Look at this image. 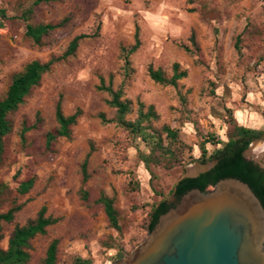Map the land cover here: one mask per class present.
<instances>
[{
	"label": "rangeland",
	"instance_id": "obj_1",
	"mask_svg": "<svg viewBox=\"0 0 264 264\" xmlns=\"http://www.w3.org/2000/svg\"><path fill=\"white\" fill-rule=\"evenodd\" d=\"M33 2L0 0L6 15L0 17V98L12 74L27 62L57 56L74 35L99 28L97 35L80 41L74 55L45 73L19 108L8 114L12 129L5 137L0 160V183L6 185L0 211L13 202L22 207L13 222L5 224L0 245L7 246L15 224L35 218L45 205L47 214L59 220L47 227L46 234L30 240L29 264H42L52 238L59 239L57 264H70L75 256L91 258L93 264H109L113 258L130 254L145 237L153 204L161 197L173 201L175 182L188 171L198 172L193 168L197 161H185L190 155H201L205 137L213 133L217 139H226L238 124L235 115L239 110H246L251 119L264 118V13L257 0H49L36 6ZM26 9L32 11L26 22L54 23L68 14L71 21L45 38L43 45H36L24 34L25 21L20 16ZM200 18L217 22V39L208 28L202 29ZM135 23L141 44L130 55L132 68L124 77L120 46L134 41ZM180 27L186 31L178 36ZM192 31L195 43L190 38ZM239 32L240 52L233 47ZM173 62L187 71L178 89L150 78L149 66L170 75ZM110 74L113 88L123 83L124 97L132 101L128 119L137 116L140 100L153 105L158 114L150 121L153 127L179 129V139L185 144L183 161L171 168L147 165L143 161L147 148L140 138L114 123L101 122L100 112L107 118L115 112L106 103L107 92L97 88L99 76L107 83ZM60 95L65 114L77 108L81 113L71 138H59L53 144L54 152L45 154L44 133L57 124L54 108ZM38 113L40 124L36 122ZM23 127H30L24 142L20 139ZM91 145V177L86 185L90 200L85 202L79 195V165ZM251 149L246 154L264 169V152L256 156ZM31 176H35L33 187L19 194L18 184ZM100 192L113 197L119 230L109 225L95 201Z\"/></svg>",
	"mask_w": 264,
	"mask_h": 264
},
{
	"label": "trees",
	"instance_id": "obj_2",
	"mask_svg": "<svg viewBox=\"0 0 264 264\" xmlns=\"http://www.w3.org/2000/svg\"><path fill=\"white\" fill-rule=\"evenodd\" d=\"M45 1L49 0H34L33 5L36 6ZM257 1L260 2L262 12L264 13V0ZM31 14L32 11L26 9L22 12L20 17L25 21V36L36 45H43L45 43V38L54 33L57 29L66 27L71 21V15L68 14L54 23L42 21L26 22ZM0 17L3 19L6 17L4 9H0ZM98 28L99 26H97L93 33H79L74 35L61 54L51 56L46 61L38 59L30 60L20 71L12 74L4 94L0 98V160L5 151V137L12 129L8 114L19 108L31 90L40 84L42 76L49 72L57 62L74 55L83 38L97 35ZM217 31L218 30L215 29V33H217ZM190 38L191 41L195 43L194 33H191ZM215 39H217V36ZM240 41L241 32L236 34L233 43L234 49L238 52L241 50ZM140 44L139 26L135 23L134 41L129 45L120 46V58L122 60L124 77L129 76L132 68L130 55L137 51ZM183 48L188 52H192V50L186 46H183ZM148 74L153 81L178 89L179 80L187 76V71L181 69L178 62H173L170 75H166L162 70L154 69L152 66L148 67ZM112 77L113 75L110 74L108 82L106 83L105 78L101 75L99 76L97 88L107 92L109 98L106 100V103L110 107L115 108L114 115L110 118H107L104 112H100L98 116L101 122L104 124L114 123L123 127L133 137L140 138L147 148V155L143 156V161L147 165L149 163H156L163 164L166 168H171L174 164L181 162V152L182 149L185 148V144L179 139V129L171 128L168 125H163L160 129L153 127L150 121L153 118H157L158 114L154 110L153 105H145L140 100L137 103V116L132 120L128 119L127 115L132 111V101L124 97L123 83L117 88H113ZM177 93L181 102L185 103L186 98L181 91L178 90ZM80 113L81 109L77 108L73 113L65 114L62 109V96H59L54 108V116L57 124L44 133L43 152L45 154L54 152L53 144L59 138H71L72 126L76 124ZM36 122L39 124L42 122L39 113L37 114ZM29 129L30 127L22 128L20 132L21 141H25V134ZM164 132L166 135L162 137V133ZM262 134V130H256L237 124L234 125L233 132H231L226 139H217L213 133H210L205 137L200 147L201 155L197 158L190 155L185 162L190 163L197 161L199 163H206L211 160H216V164L206 172L200 173L195 177L181 176L175 182L172 189L175 202H177L185 192L192 188H199L201 191H207L211 189L219 179L234 177L250 186L255 195L260 199L264 208V169L245 153L250 143L254 139L261 137ZM92 152L93 147L91 145L89 151L79 165L81 173L79 195L85 202L90 200V191L86 185L91 177L89 161ZM34 183L35 176L21 181L17 186V192L19 194L27 193L33 187ZM5 187V184L0 183V204L2 203L1 196ZM95 201L101 205L109 225L119 230V215L114 205L113 197L106 195L104 192H100ZM175 202L167 201L164 197H161L153 204L149 214V221L146 225L147 233L153 229L158 217L169 208L173 207ZM21 207L22 204L13 202L6 211H0V241L3 236L5 224L13 222L16 213ZM58 220L59 217L47 214V207L42 205L37 211L35 218L29 220L25 224H15L7 240V246L3 248L0 245V264H29L31 260V254L29 252L30 240L37 235L46 234L47 227L55 224ZM58 250L59 239L52 238L46 247L42 264H57ZM118 258L120 257L113 258L112 260L114 261ZM111 263L110 261L109 264ZM70 264H93V262L91 258L75 256Z\"/></svg>",
	"mask_w": 264,
	"mask_h": 264
},
{
	"label": "water",
	"instance_id": "obj_3",
	"mask_svg": "<svg viewBox=\"0 0 264 264\" xmlns=\"http://www.w3.org/2000/svg\"><path fill=\"white\" fill-rule=\"evenodd\" d=\"M216 162H198V172L184 177ZM111 264H264V208L250 186L234 177L219 179L207 191L192 188L158 217L130 254Z\"/></svg>",
	"mask_w": 264,
	"mask_h": 264
},
{
	"label": "crops",
	"instance_id": "obj_4",
	"mask_svg": "<svg viewBox=\"0 0 264 264\" xmlns=\"http://www.w3.org/2000/svg\"><path fill=\"white\" fill-rule=\"evenodd\" d=\"M198 23L202 27V29L205 28V27L208 28L210 30V32L213 33L214 39H215L216 36H218V31H219L218 28L219 27L216 25L217 22L215 20L213 21V24H211L208 21H206L205 19L200 18L198 20ZM215 29L218 30L217 33H215ZM185 31H186V29L184 27H182V28L180 27V30L178 31V33H180V34L178 36H181L182 33L185 34ZM193 31L196 32L195 29H193ZM193 31L191 33H193ZM195 37H196V35H195ZM235 117H236V120H237V123H238L237 125H242V126H245V127L256 129V130H262V129L264 130V118L263 117L257 118V119H255V118L251 119L252 115L249 116L248 113L246 112V110L237 111ZM259 138L260 139L255 140V144L254 145H258L259 147H261L264 144V141H263L264 139H263V137H259ZM253 142L254 141H252L251 143H253ZM251 148H253V147H251ZM193 168L199 169V165L197 163H195V164H193Z\"/></svg>",
	"mask_w": 264,
	"mask_h": 264
},
{
	"label": "bare ground",
	"instance_id": "obj_5",
	"mask_svg": "<svg viewBox=\"0 0 264 264\" xmlns=\"http://www.w3.org/2000/svg\"><path fill=\"white\" fill-rule=\"evenodd\" d=\"M264 141V140H263ZM262 141V142H263ZM251 151L256 155V156H261L262 153L264 152V144L259 147L258 145H254L253 146V149H251ZM193 172V171H192ZM191 171H188V173H192Z\"/></svg>",
	"mask_w": 264,
	"mask_h": 264
},
{
	"label": "flooded vegetation",
	"instance_id": "obj_6",
	"mask_svg": "<svg viewBox=\"0 0 264 264\" xmlns=\"http://www.w3.org/2000/svg\"><path fill=\"white\" fill-rule=\"evenodd\" d=\"M257 139H260V138H256V139H254L253 141H255V140H257ZM171 202H175V198H174V200H173V201H171Z\"/></svg>",
	"mask_w": 264,
	"mask_h": 264
}]
</instances>
